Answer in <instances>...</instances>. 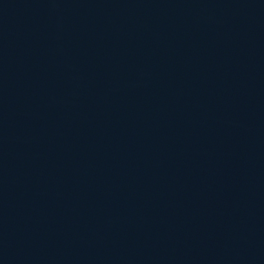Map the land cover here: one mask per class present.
Returning a JSON list of instances; mask_svg holds the SVG:
<instances>
[{
  "label": "water",
  "instance_id": "95a60500",
  "mask_svg": "<svg viewBox=\"0 0 264 264\" xmlns=\"http://www.w3.org/2000/svg\"><path fill=\"white\" fill-rule=\"evenodd\" d=\"M0 264H264V0H0Z\"/></svg>",
  "mask_w": 264,
  "mask_h": 264
}]
</instances>
